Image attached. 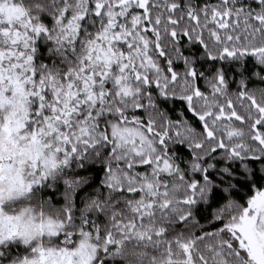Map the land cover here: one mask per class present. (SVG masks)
<instances>
[{"label": "snow or ice", "instance_id": "snow-or-ice-1", "mask_svg": "<svg viewBox=\"0 0 264 264\" xmlns=\"http://www.w3.org/2000/svg\"><path fill=\"white\" fill-rule=\"evenodd\" d=\"M0 264H264V0H0Z\"/></svg>", "mask_w": 264, "mask_h": 264}]
</instances>
